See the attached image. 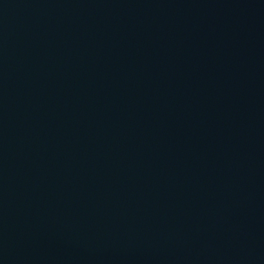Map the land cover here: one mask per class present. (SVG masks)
Segmentation results:
<instances>
[{
	"label": "water",
	"instance_id": "obj_1",
	"mask_svg": "<svg viewBox=\"0 0 264 264\" xmlns=\"http://www.w3.org/2000/svg\"><path fill=\"white\" fill-rule=\"evenodd\" d=\"M0 264H264V0H0Z\"/></svg>",
	"mask_w": 264,
	"mask_h": 264
}]
</instances>
